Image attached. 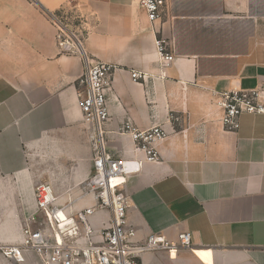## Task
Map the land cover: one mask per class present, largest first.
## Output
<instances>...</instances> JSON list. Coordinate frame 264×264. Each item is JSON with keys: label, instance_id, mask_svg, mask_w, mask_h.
<instances>
[{"label": "crops", "instance_id": "obj_1", "mask_svg": "<svg viewBox=\"0 0 264 264\" xmlns=\"http://www.w3.org/2000/svg\"><path fill=\"white\" fill-rule=\"evenodd\" d=\"M68 0H0V244L21 241L38 212L35 187L52 185L72 209L93 170L89 126L78 96L87 58L115 66L105 124L108 151L130 157L119 128L162 125L161 159L127 182L136 241L154 232L192 244L142 254L143 264H264V114L223 127L222 92L264 86V0H172L155 30L140 0H75L83 52L62 50L48 17ZM165 38L176 58L160 60ZM176 117V118H175ZM111 212L91 217L96 230ZM98 236V235H97ZM44 264L32 250L16 263Z\"/></svg>", "mask_w": 264, "mask_h": 264}, {"label": "built area", "instance_id": "obj_2", "mask_svg": "<svg viewBox=\"0 0 264 264\" xmlns=\"http://www.w3.org/2000/svg\"><path fill=\"white\" fill-rule=\"evenodd\" d=\"M74 1L68 0L48 17L57 29L59 47L64 51L82 53L84 16ZM171 2L140 0L154 30L155 23L163 18ZM155 45L161 62L175 60V51L165 38L157 37ZM114 70L112 64L87 58V69L81 78L85 89L78 96L83 119L89 126L93 170L80 185L81 194L74 202L91 196L92 204L72 209V202H59L52 185L37 184L38 212L44 218L33 216L31 223L23 228L20 242L0 244V254L4 257L22 263L26 250H32L44 264H143L141 256L146 252L165 250L174 254L180 248L191 246L190 232L180 233L177 241L169 240L160 232L149 234L143 241L135 240L137 230L129 224L127 217L130 197L126 185L145 163L161 159L156 145L167 137L168 131L162 125L141 129L126 119L119 131L132 138L134 150L140 155L124 157L108 151L105 124L109 119L107 102ZM218 104L223 109V127L235 131L243 113L264 114V86L222 92ZM102 210H109L111 219L98 231L91 217Z\"/></svg>", "mask_w": 264, "mask_h": 264}]
</instances>
